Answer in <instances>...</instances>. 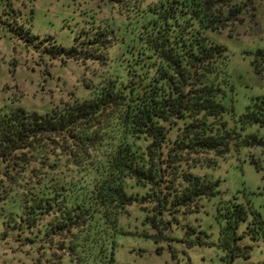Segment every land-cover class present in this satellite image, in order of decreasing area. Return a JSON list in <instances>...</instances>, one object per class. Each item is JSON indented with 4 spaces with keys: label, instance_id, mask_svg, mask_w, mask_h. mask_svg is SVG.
Returning a JSON list of instances; mask_svg holds the SVG:
<instances>
[{
    "label": "trees",
    "instance_id": "obj_1",
    "mask_svg": "<svg viewBox=\"0 0 264 264\" xmlns=\"http://www.w3.org/2000/svg\"><path fill=\"white\" fill-rule=\"evenodd\" d=\"M123 1L134 14L124 24L116 73L45 113L16 104L0 110L4 235L38 244L46 264H119V235L151 239L159 254L167 244L174 258L172 242L218 246L221 264L249 259L253 246L244 240L264 232L252 205L235 198L220 206L217 240L182 220L221 193L220 180L202 170L233 151L264 149L263 96L230 122L235 109L224 99L234 88L232 58L220 40L233 12L260 0ZM95 29H85L82 41L76 35L70 48L52 37L39 42L53 58L104 62L116 35ZM10 30L30 43L39 37L17 24ZM251 54L261 75L264 49ZM251 162L264 171L261 160ZM136 205L144 216L132 231L121 220ZM183 260L191 264L190 256Z\"/></svg>",
    "mask_w": 264,
    "mask_h": 264
},
{
    "label": "rangeland",
    "instance_id": "obj_2",
    "mask_svg": "<svg viewBox=\"0 0 264 264\" xmlns=\"http://www.w3.org/2000/svg\"><path fill=\"white\" fill-rule=\"evenodd\" d=\"M129 3L123 0H0V110L16 104L45 113L68 101L90 95L88 84L97 83L102 76L117 72L124 51L119 45L124 24L134 14L128 10ZM16 24L39 37L32 43L19 38L15 31L10 30ZM101 26L114 32L117 39L106 47L107 59L104 62L53 58L43 52L39 42L52 37L59 45L70 48L75 44L76 35L82 33V41L85 36L89 37L85 29L94 28L95 31ZM111 36L109 40L114 38ZM105 39L108 40L107 37ZM220 40L232 58L234 88L229 90L224 102L234 106V117L231 115L229 119L235 123L254 98L264 97V60L261 62V75L257 74L252 65L254 55L251 54L258 48L264 49V0L233 12ZM252 157L264 165V149L254 147L244 148L239 153L233 151L226 160L220 161L217 168L202 170V173H211L220 180L221 193L204 200L200 213L182 222L200 224L217 240L221 228L218 209L235 198L245 205H252L264 219V171L256 169L251 162ZM128 211L121 223L134 231L144 214L138 205ZM2 223L0 219V264H46L38 244L33 245L17 233L5 236L6 226ZM176 235H183V230L178 229ZM244 241L253 246L251 257L238 258L236 264H264V232L258 241L249 238ZM118 242L119 264H187L183 260L187 256L191 257V264H221L224 255L218 246L188 249L182 243L172 242L177 254L174 258L173 248L166 244L165 250L159 254V245L151 239L119 235ZM184 250H188L187 255Z\"/></svg>",
    "mask_w": 264,
    "mask_h": 264
}]
</instances>
